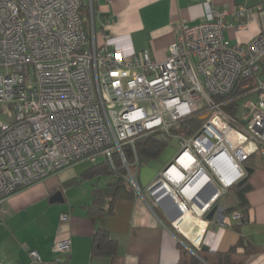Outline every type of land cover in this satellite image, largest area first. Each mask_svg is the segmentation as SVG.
<instances>
[{
    "label": "built area",
    "instance_id": "1",
    "mask_svg": "<svg viewBox=\"0 0 264 264\" xmlns=\"http://www.w3.org/2000/svg\"><path fill=\"white\" fill-rule=\"evenodd\" d=\"M83 6L84 0H0V205L21 187L78 160L100 157L115 172L125 169L140 195H151L157 183L174 189L182 216L184 209L195 211L194 195L183 189L207 174L198 187L214 183L219 190L199 217L212 208L211 217H219L222 210L213 205L221 191L245 176L243 161L251 155L264 160V81L257 76L264 35L239 44L224 33L229 26L244 29L262 5H238L232 23L226 9L204 0V20L179 22L162 60L148 50L125 55L106 43L105 34L97 43ZM249 77L255 83L244 88L242 80ZM235 90L257 98L243 104L242 98L231 114L215 96ZM196 114L203 123L187 135L179 123ZM156 131L177 140L178 149L144 192L137 183L141 162L135 143ZM216 166L234 175L228 184ZM230 216L242 220L239 212ZM200 239L201 234L193 244ZM70 247L69 234H62L52 246L55 257L43 260L29 250V264H68L61 255Z\"/></svg>",
    "mask_w": 264,
    "mask_h": 264
},
{
    "label": "crops",
    "instance_id": "2",
    "mask_svg": "<svg viewBox=\"0 0 264 264\" xmlns=\"http://www.w3.org/2000/svg\"><path fill=\"white\" fill-rule=\"evenodd\" d=\"M203 1L94 0L91 15L89 0H84L83 14L88 28L91 27L92 19L97 43L101 41V34H105L106 43L121 48L125 55L148 50L154 60H162L168 54L169 45L175 40L179 22L193 24L204 20ZM211 3L214 7L226 9L227 19L232 23L237 21L234 10L238 5H262V10L250 15L244 29L229 26L224 33L230 43L239 44H247L256 36L264 35V0H211ZM262 56L257 76L264 81ZM242 81L244 88H248L254 85L255 78L249 77ZM158 158L142 164L137 170V183L144 192L169 162L165 151ZM98 162L78 160L56 173L19 188L3 199L0 205V261L29 264V250H35L43 260H51L55 257L52 252L54 241L67 233L71 239L70 251L61 256L68 264H176L179 259L177 242L182 241L174 232L176 230L191 244L197 243L195 240L201 234L199 244L217 251L231 248L240 235L249 236L259 249L248 257L245 264H264L262 157L254 156V169L248 178L251 187L245 194V214L238 208L237 198L230 188L221 191L215 202L222 210V215L202 219L195 211L191 213L184 209L177 228L174 226L175 220L169 218L167 210L155 201L153 195L151 199L147 192L140 195L134 190L130 197L117 198L112 213L104 220L107 232L117 245L115 253L109 257L92 256L91 248L98 220L87 214L82 207L92 201L93 190L110 191L117 182L116 175L111 173L83 176L88 168ZM211 187V184H205L202 193L207 194ZM58 191L61 196L51 199ZM155 207L160 209L163 218L156 213ZM231 207L235 208L228 210ZM233 212L246 215L245 219H230ZM61 214H66L67 219L62 220ZM169 224L174 230H171Z\"/></svg>",
    "mask_w": 264,
    "mask_h": 264
},
{
    "label": "trees",
    "instance_id": "3",
    "mask_svg": "<svg viewBox=\"0 0 264 264\" xmlns=\"http://www.w3.org/2000/svg\"><path fill=\"white\" fill-rule=\"evenodd\" d=\"M238 92V90H235L229 95L224 94L223 96H215V99L222 102V106L227 112L234 114L238 109V104H240V101L243 98V93L241 94ZM202 123L203 119H201V115L196 114L182 120L179 123V127L181 129H185V134L189 135L193 133V131H196ZM171 140L172 139L170 137L160 131L146 134L137 139L135 147L138 152L141 165L147 164L153 160H158V157H160L164 151L165 146H167ZM254 156L255 155H251L248 159L243 161L242 166L246 169L245 176L241 178L240 181L233 183L228 187L234 192L238 201V208H240L244 214L247 212V208L245 207V194L251 187L248 178L254 169ZM105 173L116 175L117 182L115 183V186L110 191L105 189L93 190L92 201L90 203L83 204L82 207L87 214L98 220V225L93 236L91 248L92 256L105 255L109 257V255H113L115 253L117 245L115 240L107 232L104 220L112 213L114 201L119 197H130L134 193V189L131 186V183L126 179L125 169L121 168L115 172L111 168L109 162L104 159H101V161L88 168L84 172L83 176L92 177L103 175ZM215 206L216 205L214 204L213 207ZM234 208L235 207H231L228 210L231 211ZM155 211L162 217L159 208L155 207ZM245 216L246 215L242 216V220L245 219ZM168 226L171 227V230H174L170 224ZM174 232L182 240L181 242H177L179 259L176 264H245L248 257L259 249L251 237L243 235H240L236 244L231 246V248L226 251L212 250L208 247L203 249L202 247L204 244L195 246L188 242V240L181 236L176 230H174Z\"/></svg>",
    "mask_w": 264,
    "mask_h": 264
},
{
    "label": "water",
    "instance_id": "4",
    "mask_svg": "<svg viewBox=\"0 0 264 264\" xmlns=\"http://www.w3.org/2000/svg\"><path fill=\"white\" fill-rule=\"evenodd\" d=\"M211 184V190L208 191L207 194H203L204 190L202 188H197L194 192V196L192 198V202L197 205L200 209L204 207V205H210L212 203V199L218 192V186L214 183ZM151 192L156 200L167 210L169 214V218L175 220L176 223H179L182 218V209L179 206V198L178 195L175 194L176 191L174 189H167L166 187L162 186L160 183H157L151 187ZM61 196V192H56L51 199H55ZM214 213V209H210L207 214L204 216L207 219H211ZM207 246H203V249H206Z\"/></svg>",
    "mask_w": 264,
    "mask_h": 264
},
{
    "label": "bare ground",
    "instance_id": "5",
    "mask_svg": "<svg viewBox=\"0 0 264 264\" xmlns=\"http://www.w3.org/2000/svg\"><path fill=\"white\" fill-rule=\"evenodd\" d=\"M215 169L217 170V174L219 175L220 180L225 185L228 184L232 180V178L234 177V175L230 174V172L228 171V168L226 170V168H220V166H216ZM205 175L207 176V174H205ZM205 175H203V176H201V175L197 176L190 185L186 186L183 189V192L182 193L188 195L189 197H192L194 195L193 194L194 193V190L197 189L198 186H199V184L203 182V179H205ZM162 186H164V185H162ZM193 205H195V204H193ZM194 210L196 212H198L197 213V216H198L200 214V208L197 205H195V209ZM186 211H188V210H186Z\"/></svg>",
    "mask_w": 264,
    "mask_h": 264
},
{
    "label": "rangeland",
    "instance_id": "6",
    "mask_svg": "<svg viewBox=\"0 0 264 264\" xmlns=\"http://www.w3.org/2000/svg\"><path fill=\"white\" fill-rule=\"evenodd\" d=\"M256 98H257V94L256 93H254V92H251L250 94H248L246 97H244L243 99H242V101H241V103L243 104L245 101H248V100H251V101H255L256 100ZM177 144V141H175V140H171L170 142H169V144H167V146H165V149H164V151H165V153H166V155L169 157L168 159V161H171L172 160V156H175V154L177 153V149H178V145H176ZM101 159L102 158H100V157H98V158H96L95 160H91V159H87V160H90V162L91 163H94V161H101ZM89 163V162H88ZM132 186V185H131ZM147 195L151 198V199H153V197H152V195H149V192H147ZM193 205V204H192ZM193 208L195 209V205H193Z\"/></svg>",
    "mask_w": 264,
    "mask_h": 264
},
{
    "label": "clouds",
    "instance_id": "7",
    "mask_svg": "<svg viewBox=\"0 0 264 264\" xmlns=\"http://www.w3.org/2000/svg\"><path fill=\"white\" fill-rule=\"evenodd\" d=\"M200 184H201V183H200ZM199 245H200V244H199ZM199 245H198V246H199Z\"/></svg>",
    "mask_w": 264,
    "mask_h": 264
}]
</instances>
